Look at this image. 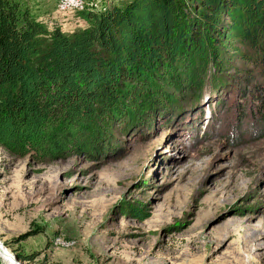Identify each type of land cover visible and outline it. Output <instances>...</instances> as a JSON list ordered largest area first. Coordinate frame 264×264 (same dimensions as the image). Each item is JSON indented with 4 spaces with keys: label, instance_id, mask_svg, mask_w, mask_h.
Returning a JSON list of instances; mask_svg holds the SVG:
<instances>
[{
    "label": "rangeland",
    "instance_id": "rangeland-1",
    "mask_svg": "<svg viewBox=\"0 0 264 264\" xmlns=\"http://www.w3.org/2000/svg\"><path fill=\"white\" fill-rule=\"evenodd\" d=\"M23 1L72 32L125 0ZM222 60L102 138L41 156L0 145V241L22 264H264V70Z\"/></svg>",
    "mask_w": 264,
    "mask_h": 264
},
{
    "label": "trees",
    "instance_id": "trees-1",
    "mask_svg": "<svg viewBox=\"0 0 264 264\" xmlns=\"http://www.w3.org/2000/svg\"><path fill=\"white\" fill-rule=\"evenodd\" d=\"M81 16L87 25L66 32L48 27L23 0H0V145L7 150L41 156L102 138L121 116L163 109L159 96L173 99L209 63L223 66L226 51L264 70V0H125ZM203 80L190 109L203 104ZM3 259L15 264L0 252Z\"/></svg>",
    "mask_w": 264,
    "mask_h": 264
},
{
    "label": "water",
    "instance_id": "water-1",
    "mask_svg": "<svg viewBox=\"0 0 264 264\" xmlns=\"http://www.w3.org/2000/svg\"><path fill=\"white\" fill-rule=\"evenodd\" d=\"M0 249H1L4 253L8 254V252L6 251V249H4V247H3L2 245H0ZM10 256L13 257V258L15 259L16 264H22V263L18 260V258H17L15 255H10Z\"/></svg>",
    "mask_w": 264,
    "mask_h": 264
},
{
    "label": "bare ground",
    "instance_id": "bare-ground-1",
    "mask_svg": "<svg viewBox=\"0 0 264 264\" xmlns=\"http://www.w3.org/2000/svg\"><path fill=\"white\" fill-rule=\"evenodd\" d=\"M0 251L2 252V253H4L1 249H0ZM6 256H8V257H10L12 260H13V262L16 264V261H15V259L14 258H12L9 254H6V253H4Z\"/></svg>",
    "mask_w": 264,
    "mask_h": 264
}]
</instances>
